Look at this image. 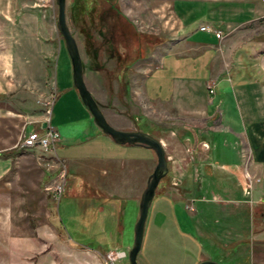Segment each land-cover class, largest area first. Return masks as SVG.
<instances>
[{
    "label": "rangeland",
    "instance_id": "374dc122",
    "mask_svg": "<svg viewBox=\"0 0 264 264\" xmlns=\"http://www.w3.org/2000/svg\"><path fill=\"white\" fill-rule=\"evenodd\" d=\"M165 1L66 0V21L79 49L85 85L113 128L130 124L132 130L120 131H140L136 117L141 112H157L134 96L143 91L144 76L166 53L167 42L180 26L171 18L170 4ZM187 5V0H176V13ZM193 5L201 6L198 1ZM260 5L263 0H255L251 9ZM250 18L246 12L238 21ZM193 19L192 27L205 23L222 35L226 32L224 24L218 26L207 14H195ZM56 20L55 0H0V264H104L109 250L126 253L115 264H129L139 202L124 200L123 233L117 243L102 244V248L76 243L80 237L73 233L74 217L81 223L87 219L71 196L83 191L88 181L87 157L97 144L110 139L95 126L73 87L70 59ZM21 29L29 31L27 49L7 50L6 44L16 41ZM202 36L210 37L206 32L199 33ZM222 43L226 55H234L230 60H238L229 74L232 85L239 84V79L249 82L260 77L258 71L264 83V15L240 24ZM247 59L254 63L239 64ZM161 84L164 86L163 81ZM49 124L60 137L55 153L21 148L23 133L44 131ZM110 142L108 150L117 146L122 154L132 156V147ZM146 152L153 156L151 150ZM141 158L146 160L145 155ZM154 167L144 178L143 190ZM243 175L248 186V177L252 180V198L258 203L252 205L249 218L247 214L244 220L241 213L238 227L231 222L227 203L200 204L197 214L186 209L185 203L173 204L165 219L156 209L161 185L164 190L170 188L163 178L149 208L138 264H198L205 260L264 264V176ZM59 185L62 193L58 197L54 189ZM237 232L239 243L232 242Z\"/></svg>",
    "mask_w": 264,
    "mask_h": 264
},
{
    "label": "crops",
    "instance_id": "0c3cea01",
    "mask_svg": "<svg viewBox=\"0 0 264 264\" xmlns=\"http://www.w3.org/2000/svg\"><path fill=\"white\" fill-rule=\"evenodd\" d=\"M175 1L165 2L170 4L171 18L180 26L167 42L166 53L144 76L143 91L134 96L157 109L158 113L141 112L136 117V126L160 141L168 160L166 179L170 188L164 190V184L161 185L163 191L159 193L156 209L167 219L173 204L185 203L197 214L196 211H201L200 204L227 203L231 205V222L238 227L241 213L245 214V220L252 205L258 203L257 198H252L253 188L246 190L243 173L264 176V83L258 71L260 77H253L249 82L239 79V84L232 85L229 74L238 60H230L234 55L230 58L226 55L222 40L240 24L264 15V5L256 10L251 9L255 0H187L186 8L177 14ZM195 1L201 6L193 5ZM239 6L243 8L241 11ZM246 12L251 18L238 21ZM195 14H207L218 26L224 24L226 32L222 39H216L212 33L207 38L199 37V33H205L199 30L201 26H212L201 23L198 28L192 27ZM26 38L29 31H17L16 41L7 43L6 49L25 51ZM21 58L24 62V54ZM245 63L254 61L247 59L239 64L246 66ZM210 84H214L213 95L208 93ZM129 125L116 129L132 130ZM95 126L91 128L97 132ZM110 140H106V146L102 142L97 144L87 157L88 181L81 186L83 191L71 196L82 206L83 217L87 219L81 223L79 217H74L73 233L80 237L76 243H94L102 248V244L120 241L124 200L140 201L144 178L156 166V157L146 152L148 149L125 145L133 151L132 156H126L117 146L108 150ZM136 154L145 155L146 160ZM162 205L165 206L159 208ZM234 237L232 242L241 241L238 232ZM89 248L93 252L97 250Z\"/></svg>",
    "mask_w": 264,
    "mask_h": 264
},
{
    "label": "water",
    "instance_id": "95a60500",
    "mask_svg": "<svg viewBox=\"0 0 264 264\" xmlns=\"http://www.w3.org/2000/svg\"><path fill=\"white\" fill-rule=\"evenodd\" d=\"M57 6L56 28L61 36L65 50L69 56L72 69V83L77 91L79 99L83 106L87 109L92 117L93 123L100 129L102 134L109 137L117 145L141 146L151 150L156 157V166L148 177L146 187L141 194L138 206V219L134 225L133 244L128 252L129 264H138L137 257L140 253L145 224L149 212V208L156 195L159 183L168 174V160L165 150L160 141L150 134L142 131H120L113 128L105 119L101 109L87 89L84 78L82 61L75 38L73 37L67 21H66V0H55ZM46 127L45 123L41 124V128ZM198 264H217L213 261L205 260Z\"/></svg>",
    "mask_w": 264,
    "mask_h": 264
},
{
    "label": "built area",
    "instance_id": "2783aa9c",
    "mask_svg": "<svg viewBox=\"0 0 264 264\" xmlns=\"http://www.w3.org/2000/svg\"><path fill=\"white\" fill-rule=\"evenodd\" d=\"M264 2V0H263ZM201 32L212 33L214 34L216 39H222V33L219 31H214L207 26H201L199 28ZM208 93L210 95L214 94V84H210L208 87ZM21 148L31 149V148H39L45 152H54L56 151V147L60 141V137L58 132L49 124L48 127L44 131H35L31 130L27 133H23L21 135ZM249 183L252 187V180L248 177ZM54 192L58 195V197L62 193V185L56 186ZM188 210L191 209L190 206H186ZM126 257L125 252L120 251H109L104 255V264H115L118 260Z\"/></svg>",
    "mask_w": 264,
    "mask_h": 264
},
{
    "label": "trees",
    "instance_id": "16d2710c",
    "mask_svg": "<svg viewBox=\"0 0 264 264\" xmlns=\"http://www.w3.org/2000/svg\"><path fill=\"white\" fill-rule=\"evenodd\" d=\"M167 177V176H166Z\"/></svg>",
    "mask_w": 264,
    "mask_h": 264
}]
</instances>
